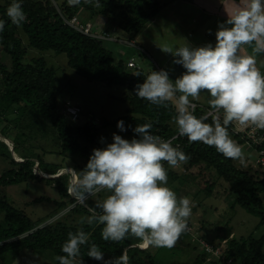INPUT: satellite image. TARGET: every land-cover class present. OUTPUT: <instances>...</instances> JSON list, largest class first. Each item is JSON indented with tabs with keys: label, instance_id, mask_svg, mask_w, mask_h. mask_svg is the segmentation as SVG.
Instances as JSON below:
<instances>
[{
	"label": "trees",
	"instance_id": "trees-1",
	"mask_svg": "<svg viewBox=\"0 0 264 264\" xmlns=\"http://www.w3.org/2000/svg\"><path fill=\"white\" fill-rule=\"evenodd\" d=\"M169 1L80 0L73 4L71 0H22L26 21L20 26L12 24L6 14L12 0L0 4V19L5 20L4 31L0 32V53L9 56V63L0 59V133L10 137L13 132L11 125L22 128L16 131L12 139L13 150L21 157L20 161L13 158L9 146L0 139V161L7 166L0 171V185L44 180L57 189L59 198L54 200L57 211L70 205L67 216L80 215L81 220L72 223L59 218L46 224L53 213L33 219L5 196H0V213L3 214L0 220V264H12L25 248L51 250L56 264H59L57 257L65 255L62 246L68 234L78 230L85 231L89 236L88 243L81 246L78 256L84 260H95L88 256L89 248L95 244L104 255L111 258L125 252L129 264H159L152 251L154 249L139 246V238L129 235L118 242L105 241L101 236L103 225L98 219L88 223L91 215L89 208L94 207L96 201L103 200L108 195L107 191L81 203L68 192L71 183L69 173L48 178L34 172L37 161L41 172L56 174L67 166L64 161L68 159L77 176L85 168L93 149L104 146L100 140L101 131L108 127L120 131L117 128L119 120L124 121L127 131L123 133L128 135L135 136L133 129L136 125L145 123H151V131L162 138L176 135L172 140L173 145L179 143L178 148L189 159L182 162V172H176L165 162L168 177L178 180L180 184L194 183L192 185L198 190L196 196L202 194L204 197L211 196L219 180L222 181L225 185L222 186L223 192L229 193L232 198V208L239 206L247 210L258 219V227H264V176L250 165L243 167L238 158L224 157L213 146L180 136L175 123L177 113L174 101L155 105L136 95L137 85L144 82L149 71L142 67H128V60H116L103 45L102 39L84 34L64 22V18L70 19L73 16H78L81 21L92 20L93 31L97 32L98 27L102 29L101 33L116 26L117 34L119 32L120 36H125L124 41H132ZM100 20L104 21L102 26H98ZM48 50L66 54L69 67L89 82L123 87L120 96L112 97L127 103L125 113L112 120L86 116L85 122L67 117L64 105L56 95L55 69L43 56H28L34 51ZM205 109L198 106L194 114L200 117ZM24 116L28 119L27 126L21 125ZM230 127L229 134L234 139L236 135ZM51 135L60 147L57 153L62 156L61 162L46 161L43 158V154L47 153L45 149L38 152L42 148L41 141ZM184 196L194 199L192 194H185V191ZM43 200L50 201L51 198L41 196L34 199ZM97 212L99 214L98 209ZM202 226L199 227L200 232L212 242L220 243L226 239L225 253L227 258H232V264H264V233L258 237L252 233L237 238L230 230L223 234V227L214 225V232L216 230L218 234L212 238L210 229ZM200 252V257H207ZM197 261L196 258L192 264H197Z\"/></svg>",
	"mask_w": 264,
	"mask_h": 264
},
{
	"label": "clouds",
	"instance_id": "clouds-1",
	"mask_svg": "<svg viewBox=\"0 0 264 264\" xmlns=\"http://www.w3.org/2000/svg\"><path fill=\"white\" fill-rule=\"evenodd\" d=\"M6 14L12 24L22 25L26 21L22 0H12ZM4 27L5 20L0 19V32ZM253 43L256 51L264 52V0H240L239 10L219 24L215 43L163 48L185 71L173 80L165 69L152 70L137 85L136 95L155 105L174 101L180 136L213 146L226 158H240L242 150L230 137L229 126L236 122L264 129V72L254 56L241 54L243 46ZM201 93L210 97L211 110L197 117L192 100ZM117 128L127 131L123 120L117 122ZM151 129V123L136 125L133 138L113 133L110 143L102 137L104 146L93 149L68 189L81 203L107 191L103 200L89 208L88 218L89 224L98 219L103 225L105 241L118 242L132 235L145 248H171L188 228L191 201L168 185L165 162L176 167L189 157L171 139ZM88 241L85 231L70 232L62 246L65 255L57 257L59 264H76L81 246ZM88 256L103 264H129L127 254L105 260L104 252L95 244Z\"/></svg>",
	"mask_w": 264,
	"mask_h": 264
},
{
	"label": "rangeland",
	"instance_id": "rangeland-1",
	"mask_svg": "<svg viewBox=\"0 0 264 264\" xmlns=\"http://www.w3.org/2000/svg\"><path fill=\"white\" fill-rule=\"evenodd\" d=\"M4 2L5 0H0V4H3ZM166 10L169 11L168 20L156 17V19L149 21L140 31V34L143 36H151V38H149V40L151 41L149 42V44H152L153 47H144L145 50L147 49V52L139 44L140 41L135 38L134 40L132 39L133 41H128L130 43L124 42L123 38H125V36H120L119 32L117 34L116 26H114V28L112 29L107 30L108 34L112 37V39H102L103 45L112 52L113 57L116 60L121 59L127 61L130 56L136 63L143 65V68L145 70H147V67H150L148 68V70L159 71L161 69H165L168 71V69L163 66L162 59L167 60L170 56L171 60V54L164 52L163 48L179 47L184 46L186 43H188L189 40L183 33L182 29H185V27H187L186 24L189 23V21H187L186 19L180 20L181 24L179 23V25H181L182 29L180 28L181 30L177 31V25H171L170 1L164 11ZM103 20L99 21L98 26L103 25ZM93 22L94 21L91 20L92 24ZM149 26H152L155 29L153 30V28L150 27V35H147L145 29H149ZM97 29V32L102 34V29L98 27ZM117 35L119 38H117ZM114 37H116L117 39L113 40ZM136 41H138L139 43H137ZM203 41L205 42L206 38L203 37ZM191 46L196 45L192 43ZM140 48H142L144 51ZM118 50H120V54L118 53ZM28 56H43L45 57L47 63L55 69L57 99L63 105L67 102H75L79 104L80 108L84 111V113L80 115L78 122H85L86 116L95 117V119L105 117L106 119L112 120L125 113L126 108L128 106L127 103L113 98L114 96H120L122 94L123 87H108L100 82L87 81L84 77L78 75L74 69L69 67L67 63V56L64 53L56 54L51 50L34 51V53H29ZM0 59L1 61L9 63V56L4 52L0 53ZM261 62L264 63V59ZM262 72H264V70H262ZM27 122L28 119L24 116L23 121H21V125L27 126ZM11 127L13 132L12 134H10V137H5L0 133V139L2 140L5 137L4 140L7 141L8 146L10 145V147L13 146L12 139L16 131L22 130L21 127H13L12 125ZM113 133L119 134L126 139H131L134 137L133 135H128L121 131H116L111 127H108L101 131L100 140L103 137L105 138L106 143L112 142ZM52 138V135L48 138H44V140L41 141L42 148L38 149V152H42V149H45L47 153L43 154V158L46 161L61 162L62 156L57 153L60 147L56 145L55 141H53ZM240 148L242 150V156L238 158L239 163L241 162L243 167H248L250 165L251 167H253V169H256V153L254 152V150L248 146H241ZM14 159L22 160L21 157H19L18 155ZM64 163L65 165H67L66 167H64L66 168L65 170H73L71 168V163L68 159L65 160ZM5 167H7L6 163L0 161V171ZM169 167L175 170L176 172H182L183 170L182 166ZM192 184H180L178 180L168 177V185L178 194V196L185 197L184 191L185 194L188 193L193 195L194 199L188 198L191 201L192 207V212L189 219L195 227L199 228L201 227L200 225L203 224L207 229H210L209 234L212 238L218 234L216 230L214 232V225L222 226L223 228L221 233L223 234H226L228 230L232 231L233 235H235L237 238L241 236H247L248 234L252 233L254 236L258 237L264 233V227H258V219L254 215L239 206H235L232 208V198L229 193L225 194L223 192V187L225 185L222 181L219 180V183L214 189L213 194L208 197H204L202 196V194L196 196L198 190L197 187ZM177 187L179 189H177ZM0 196H5L14 206L22 209L33 219L44 217L50 213H53L51 218H49L45 222L46 224L59 218L72 223L81 222L80 215L73 214L72 216H67V213L71 209L70 205L57 211V206L54 201L59 198L57 189L54 185L48 184L44 180H34L8 186L0 185ZM41 196L49 197L51 198V200L34 201L35 198ZM2 219L3 214L0 213V220ZM182 239L184 240V238ZM152 248L155 250L152 251L154 252L155 259L158 261L159 264H171V257L175 258L172 260V264H190L193 262V258H191L193 257V255L190 256L187 253L185 254L183 252H179V250L177 249L171 252V249H174V247ZM197 248L201 251L198 246ZM104 256L105 260L111 259V257L107 255ZM18 257V261L21 264L24 262L26 264H56L55 255L51 250L35 251L25 248L19 254ZM176 259L178 261H176ZM207 260H215L218 262V260L212 256H208ZM76 264H103V262L97 260L87 261L80 257H77Z\"/></svg>",
	"mask_w": 264,
	"mask_h": 264
},
{
	"label": "crops",
	"instance_id": "crops-1",
	"mask_svg": "<svg viewBox=\"0 0 264 264\" xmlns=\"http://www.w3.org/2000/svg\"><path fill=\"white\" fill-rule=\"evenodd\" d=\"M170 2H171V13H170L171 25L172 24L177 25L176 27L177 31H180L182 29L181 25H179V23L181 24L180 20L186 19L187 21H189V23L186 24L187 27H185V29H182V31L189 40L188 44L191 45L193 43L196 46L203 45L207 42L215 43L216 32L218 30L219 24L225 22L228 19V17H230L236 11H238L240 5V0H171ZM168 3L169 2H167V4L164 5L161 8V10L164 7L166 8ZM164 9L162 11L160 10L161 12L159 11V13L151 20L156 19V17L168 20L169 11L167 10L164 11ZM150 27L152 26H149V29H145L147 35H150V29H151ZM152 28L153 30L155 29L154 27ZM203 37L206 38L205 42L203 41ZM149 38H151V36H143L140 34V32L135 37V39L140 41V43L138 41L136 42L139 43L143 49L146 46L153 47L152 44L151 45L149 44V42H151ZM142 48L140 49L143 50ZM145 51L147 52V49ZM118 53L120 54V50H118ZM241 54L254 56L257 61V67L261 71L264 70V63L261 62L264 59V52L256 51V45L254 43L243 46L241 49ZM128 59H131V57L129 56ZM164 60L165 59H162L163 66L168 69L169 76L171 79L175 80L185 71V69L181 65L174 63V57L172 56V54H171V60H170V56L167 60L165 61ZM137 64L143 68V65L139 63ZM148 68L150 67H147L146 71L151 72L152 70H148ZM209 100L210 97L208 96L207 93H201V95L198 98L192 100V103H195L196 105L203 108H210ZM73 103L77 104L75 102ZM202 225L203 224H201L200 226ZM231 234H233L232 231ZM181 237L184 238V240ZM173 247L174 249H171V252L177 249L179 250V252H183L185 254L187 253L190 256L193 255V257L191 258H193V261H195V259L197 258L198 260L196 262L197 264L218 263V262L216 263L215 260L208 261L207 257L206 258L200 257L199 256L201 254L200 250L194 248L195 247L194 244H191L189 242L187 235L184 233L178 238L177 242ZM18 258L12 264H21L19 263ZM173 259L175 258L171 257V264ZM176 261L178 260L176 259ZM22 264H26V263L24 262Z\"/></svg>",
	"mask_w": 264,
	"mask_h": 264
},
{
	"label": "built area",
	"instance_id": "built-area-1",
	"mask_svg": "<svg viewBox=\"0 0 264 264\" xmlns=\"http://www.w3.org/2000/svg\"><path fill=\"white\" fill-rule=\"evenodd\" d=\"M64 22L70 25L71 27L77 29L78 31L90 35L94 38L112 39L108 32L100 34L98 32L93 31V24L91 23V21H81L78 16H73L70 19L64 18ZM116 39V37L113 38V40ZM124 42L130 43L128 41ZM126 64L130 68H140V66L133 60V58L129 59ZM193 104L195 105L196 109L198 105H196L195 103ZM210 110V108H206L203 114H207ZM64 114L71 120H77L81 115V108L77 104L67 102L64 104ZM230 129L236 135V138H234V142H236L240 147L248 146L254 150V152L256 153V170L264 176V129H259L255 126L243 127L236 122H233L231 124ZM175 137L176 135L168 139L174 140ZM175 146L178 147L179 143L176 142ZM182 165L183 164L181 162L176 167H181ZM34 172L36 174L42 173L39 169L35 170V168ZM66 172L70 174V181L73 183L74 179L76 178L75 172H73L72 170H66ZM70 187L71 186H69V188ZM199 230L200 229L198 227H195L194 224L188 220V228L184 232V234L189 237V242L198 246L201 251L206 254L207 257L212 256L215 257V259H217L221 263L232 264V258H227L225 253L227 245L226 239L221 240L220 243H214L211 240L205 238ZM138 245L143 247V242L140 241Z\"/></svg>",
	"mask_w": 264,
	"mask_h": 264
},
{
	"label": "water",
	"instance_id": "water-1",
	"mask_svg": "<svg viewBox=\"0 0 264 264\" xmlns=\"http://www.w3.org/2000/svg\"><path fill=\"white\" fill-rule=\"evenodd\" d=\"M3 138V137H2ZM5 138V137H4ZM4 138L2 139L7 145H8V143H7V141H5L4 140ZM7 140V139H6ZM9 150L11 151V153H12V156H13V158H15L17 155H16V153L14 152V150H13V146H11L10 147V145H9ZM34 168H35V170H38V162L36 161V163H35V165H34ZM66 168H62L61 170H59V172H57L56 174H48V173H40L39 175L41 176V177H48V178H52V177H55V176H57V175H59V174H61V173H64V172H66V170H65ZM72 183V182H71ZM70 183V186L72 185Z\"/></svg>",
	"mask_w": 264,
	"mask_h": 264
}]
</instances>
